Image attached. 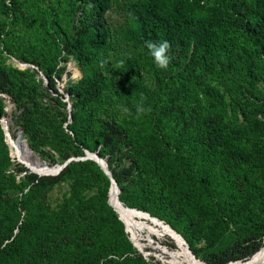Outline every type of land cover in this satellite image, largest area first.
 <instances>
[{"label":"trees","instance_id":"16d2710c","mask_svg":"<svg viewBox=\"0 0 264 264\" xmlns=\"http://www.w3.org/2000/svg\"><path fill=\"white\" fill-rule=\"evenodd\" d=\"M112 3L113 0H54L47 16L59 24L54 29L57 34L49 35L45 25L38 39L41 43L54 44L56 56L63 53V60L64 55L72 56L81 72L80 77L66 87L73 108L69 125L73 136H66L72 139L73 154L82 155L85 149L96 151L100 144L96 153L107 160L121 188L119 201L126 208L141 210L137 211L139 213L145 211L165 221L182 235L194 256L197 254L190 238L183 233V226L166 219L153 206L149 208L142 199L166 203L164 208L180 201L177 206L189 222L209 216L226 225L238 221V229L244 230L241 237L228 249L210 253L206 264L250 259L264 247L261 241L264 225L252 215L254 207L264 208V166L256 162L257 158H264V150H256L259 143L264 142L261 139L264 127L258 128L249 116L257 112L264 114V0L130 1L124 13L125 23L118 32L134 50L133 55H125L114 63L108 56L112 49L111 28L105 17ZM20 4L21 0H0V15L5 17L0 19V43L17 59L39 65L48 79V88L56 90L52 72L59 74L63 69L58 67L56 57L51 54L39 60L33 59L32 54L22 57L4 37L6 19L25 18L17 13ZM42 10V13L48 12L46 8ZM61 20L67 29H62ZM162 41L170 44L168 55L171 59L167 69L157 67L146 46L147 42L159 44ZM141 69L152 74L156 89L149 91L138 84ZM18 74L17 69L5 63L0 51V92L21 106L15 98L22 91ZM133 83L137 85L131 86ZM213 83L222 84L231 91V97L224 98ZM129 87L130 98H137L147 111L144 117H118L115 113L109 114L108 109L105 116H101L99 109L104 102L131 106L130 98L122 95ZM243 87L246 93L241 91ZM4 108L0 97V118L5 113ZM23 110L22 115H26L28 108L23 107ZM113 110L117 107H112ZM157 110L158 118L155 117ZM238 110L243 112L241 118L236 114ZM17 116L20 119V115ZM65 120L63 116L61 121ZM145 124L150 127L147 133L138 129ZM24 127L26 133V125ZM4 134L0 124V180L10 164ZM86 135L90 140L85 139ZM28 144L34 151V144L31 141ZM125 146L129 148L125 150ZM70 155L62 150V163L70 159ZM126 156L131 162L122 165ZM198 159V168L192 170L191 162ZM88 165L94 166L104 182L105 200L101 204L106 211L104 216L86 224L82 221L77 226L75 208L85 203L94 205V201L83 198L73 202L66 198L70 204H63L53 219L27 215L20 220V205L29 214L32 200L41 190L71 178L77 179L74 169ZM256 169L260 170L262 181L254 178ZM21 170L25 174L20 177V183H16L13 175L9 181L15 188L22 183L28 191L21 197L13 195L14 192L6 197L0 195V264H36L31 252L36 248L37 238H42L44 244L56 240L55 249L48 252L43 249L49 260L60 256L68 264H97L100 260H103L101 264H122L127 260L148 264L133 247L123 222L106 201L110 179L95 161L71 159L57 176H39L25 167ZM192 174L195 175L194 184L186 185L184 192L194 195L183 206V199L176 190ZM207 198L215 200L213 211H199L197 206L205 205ZM250 198L252 204L248 203ZM174 244V248L178 247Z\"/></svg>","mask_w":264,"mask_h":264},{"label":"rangeland","instance_id":"374dc122","mask_svg":"<svg viewBox=\"0 0 264 264\" xmlns=\"http://www.w3.org/2000/svg\"><path fill=\"white\" fill-rule=\"evenodd\" d=\"M53 1L54 0H21V4L18 8L17 13L25 15V18L15 17L13 19H6V35H4V37L8 38V41H10L9 46L13 50H17V52L21 54L22 57H29V54H32L33 59L36 58L37 60H39L41 56L44 57V59H47L49 54H51V56L53 57H56V59L58 60V67L63 68L62 70H60L59 74H57L55 71L52 72L56 90L48 88V79L45 76L41 77L43 76V70L39 65H33L29 62L23 61L22 59H17L16 56L11 53L10 49L8 50L5 46H3L2 43H0V51L3 57H5V63L8 65H12L19 71L18 85L20 86V88H22L21 93L15 96V98L19 99L18 103L21 102V106H18L13 100H11V97L9 95L0 92V97L3 99V102L5 104V113L3 116L4 118L8 117L6 115L10 116V119L8 117L9 132L14 138L19 133V130H21L22 132H20V134H23V138L26 140L27 144L29 143V141L34 144L35 153L31 150L34 153V156L36 157L37 154L40 159L46 161L49 166H55L56 164H61L63 162L60 158L62 150H67V152H70L71 155L69 158H73V160H85L82 159L84 157V153L82 155L73 154L74 146L71 145L72 139H69L66 136V134L71 135V137L73 136V133L69 128V125L72 122V99H70L66 87L72 81L79 78L81 72L75 65V61L72 56L64 55L65 60H63V53L61 56H56V52L53 49L54 44L52 46L46 41H44L43 43L38 41L44 31L45 25L47 26V33H49V35H54L55 33L57 34L54 29L59 26V24L55 23L51 16H47V14L52 10ZM130 1L133 0H113L111 8L107 13H105L106 20L111 28L112 42V49L109 51L108 56L113 63L119 61L125 55H133L134 50L128 43L124 42L122 38H120V33L118 32L119 27L124 25L125 23L124 13H126V7ZM42 8L48 9V12L42 13ZM0 19H5V17L3 15H0ZM64 24L65 22L61 20L60 25L62 29H67ZM140 71L141 78L138 84L144 86L149 91L156 89V83L154 78L152 77V74L147 69H141ZM132 85H137V83H133L131 84V86ZM213 85H215L216 89L222 93L224 98L229 99L231 97V91L225 89L222 84L213 83ZM258 85L261 87L260 83H258ZM130 87L124 89V92L122 93V95L126 99L132 96V93L127 92ZM244 90L247 91L245 87H243L241 91L245 92ZM164 93H167V90H164ZM167 95L168 94L164 95V98L167 97ZM248 95L249 93H247V96ZM56 99H59L62 103H64V105L58 104ZM128 102L131 106L118 105L116 102H112L110 105L104 102L102 107L99 109L101 116H105L106 109H108L109 114L115 113L118 117L126 118L130 115L135 117H139L141 115L142 117H144V115L147 113L145 108L139 104L137 98H135V100L133 98H130ZM258 103H260V101H258ZM23 107H26V109L28 108V112L26 115H22L24 111ZM112 107H117V110L111 111ZM132 107H134L137 111L133 110ZM139 108H143V111H138ZM158 111L159 110L155 112L156 118L159 117ZM236 114L239 118H241L243 112L241 110H238ZM17 115H20V119H17ZM63 116L66 117V120L64 122L61 121ZM249 116H251L252 118V123L258 128L260 127V125L264 127L263 113L257 112L255 115L251 113ZM2 122L4 123L5 120ZM137 124H140V120L137 122ZM24 125H26L27 128L26 133L23 132V130L25 129ZM133 129H135V126H133ZM138 129H140L143 133H147L150 127L146 126L145 124L138 127ZM262 131L264 130H261V132ZM181 135L183 136L182 133ZM85 137V139L90 140L88 139V135H86ZM261 139H264V134L261 136ZM3 142L6 144L7 152L10 158V164L5 168L6 174L0 180V195L1 197H6V195L14 192L13 195H18L19 197H21L22 194L28 191V187L22 186L21 183L19 187L15 188L14 184L9 181L10 176L13 175L15 177L16 183H20V177L25 174V172L21 170L22 167H25L28 172H32L34 170L28 168L23 161H20L13 155L6 134ZM259 145L264 147V142L261 141ZM260 146L256 149L259 152L264 150V148L261 149ZM99 147L100 144L97 146L96 151H88L97 152ZM128 148L129 147L126 146L124 147L125 150H127ZM194 155L197 156V154ZM130 162L131 159L129 158V156H126L122 165H128ZM256 162L257 164H261L262 166H264V158L262 159L261 157L260 160H258L257 158ZM198 164L199 159L196 161H192L190 165L192 167L191 169L193 170L198 168ZM142 165L143 163L141 162V166ZM114 166L116 169L119 168V166L116 165L115 161ZM74 173L78 175L79 179L71 178L67 181L58 182L47 189L41 190L40 193L35 195L34 199L32 200V205H30L32 210L29 214L27 213V210H25V208L20 205L18 208L21 213L20 220L24 219L27 215L42 219H44L46 216H49L53 219V217L60 210L63 204H70V202H66V198L73 199V202L84 199H92V201H94V205H88L85 203V206H80L78 209L75 208L77 214L74 219L75 221H78L77 226L82 221H84V223L86 224L88 222H94L99 217L101 218L102 216H104L106 214V211L105 209L101 208V204L104 202L103 200H105V198L103 197L104 182L100 179V176L97 175L94 166H77L74 169ZM58 174L51 176H57ZM181 175V177H183V174ZM194 176L195 175L192 174L191 176H189L188 181L184 180L183 184H180L177 187L176 194H178L183 199V206H186V201H189V198L194 195L193 192H184L186 185L194 184L192 183L193 179L195 178ZM254 178L256 180L262 181L259 169H256V171L254 172ZM106 198V200H108V192ZM145 200V198L142 199V202H145V204L149 208L153 206L161 214H163L166 219L174 220L175 222L180 223L183 226V233H185L190 238L192 247L197 254L195 257L198 260L203 261L205 264L207 263L206 258L210 256V253L222 252L226 247L228 249L229 247H231L232 243H234L235 239L241 237L244 231L242 228V232H240V229H238L240 226V224L237 223L238 221L230 222L228 225H226L222 222L216 221V218H213V216H209L207 219L201 218L200 220L198 219L194 222H189L185 215L181 214V209L177 206V204H181L179 203L180 201L176 202L175 204H170L164 208L163 206H165L166 203L158 204L152 201V199L151 201ZM213 201L215 200L212 198H207V200L205 201L206 204L200 206L198 205L197 209L199 211L206 209L213 211ZM252 201L253 199L250 198L248 203L252 204ZM130 209L135 212L141 211L132 208ZM142 214L144 216V220L147 223L152 225L155 224L159 230L164 231V226L167 224L165 223V221L162 220V222L159 220H154L152 218H149L145 213ZM212 214H214V212H212ZM252 215L255 221L257 220L264 225V208L258 206L257 208L254 207ZM75 225V223L72 224V227H74ZM45 231H48V229L45 228ZM125 232L133 247H135V249L140 253L146 263L175 264L169 262L170 260L168 258V252L176 250L178 248H174L175 240L171 235L165 233L164 235L148 236L144 232L139 231L137 234V241L142 245L139 246L132 239V235L129 233L128 229ZM37 239L38 240L35 243L36 248L31 252V254H34L36 258V264H68L67 261H63L60 256H55L54 259L49 260L48 256L44 253V248L47 252L55 249L54 245L56 244V240L54 243L49 241L44 244L42 242L44 241L42 240V238ZM261 241H264V236L261 237ZM57 243H60V240H58ZM30 245H32V243ZM45 245L49 246L45 247ZM30 261H32L31 258L29 259V262ZM101 261L103 260L98 261L97 264H101ZM127 261L123 262L122 264H134L132 263L133 260Z\"/></svg>","mask_w":264,"mask_h":264},{"label":"bare ground","instance_id":"6f19581e","mask_svg":"<svg viewBox=\"0 0 264 264\" xmlns=\"http://www.w3.org/2000/svg\"><path fill=\"white\" fill-rule=\"evenodd\" d=\"M5 128V134L7 136L8 143L10 145V149L15 157H17L20 161H23L25 165L34 170L33 172H41V171H48V165L40 163V160L34 156V153L28 147L26 140L23 138V135L20 132L17 134L16 137H12L9 132V122L8 117L2 118V121ZM101 163V162H100ZM102 165V163H101ZM117 190L114 186L110 188L109 191V200L112 207L117 212L118 216L122 219L123 223L126 225L129 233L132 235V239L139 245L142 246L137 241V234L139 231L144 232L146 235H164L169 234L171 235L175 242L178 245L176 250L168 252L169 262L175 264H205L203 261L198 260L194 255H192V251L189 252L188 248L186 247V243L182 239V235H178L179 233L175 231L169 224L164 226V231L159 230L156 225H152L147 223L144 220V216L142 213L135 212L130 208H126L120 201L118 197ZM149 218L154 220H159L157 217L151 216L149 213L144 212ZM142 214V215H141ZM153 220V221H154ZM155 222V221H154ZM163 222V221H162ZM172 228L174 231H172ZM178 233V234H177ZM190 249V248H189ZM264 262V247L258 250L250 259L246 261H230L225 264H258Z\"/></svg>","mask_w":264,"mask_h":264},{"label":"water","instance_id":"95a60500","mask_svg":"<svg viewBox=\"0 0 264 264\" xmlns=\"http://www.w3.org/2000/svg\"><path fill=\"white\" fill-rule=\"evenodd\" d=\"M41 76V75H40ZM42 77H44V76H42ZM2 118L3 117H1L0 118V124H1V128L3 129V132H4V128H3V126H2ZM19 132H22L21 130H19ZM4 139H5V134H4ZM6 142V141H5ZM28 147L33 151V149L31 148V146L28 144ZM34 152V151H33ZM35 153V152H34ZM36 157H37V159H39L40 160V163H43V164H46V165H48V163L46 162V161H44V160H41L40 159V157L36 154ZM71 159H73V158H70V159H68V160H66L64 163H62V164H56L55 166H47V168L49 169L48 171H41V172H39V173H37V172H33V173H35V174H37V175H56V174H58L61 170H62V168L71 160ZM82 159H91V160H93V161H95L99 166H100V168L103 170V172L109 177V179H110V187H109V191H110V188L112 187V186H114L115 188H116V190H117V193L119 194L120 193V188L118 187V185H117V183H116V181H115V179L113 178V176H112V174H111V171L109 170V168H108V166H107V160L105 159V158H101V157H99L98 156V154L96 153V152H90V151H88L87 149H85L84 150V157L82 158ZM102 163V165H101V163ZM109 191H108V196H109ZM108 200H109V198H108ZM108 200H106V201H108ZM121 202V201H120ZM108 204L112 207V205H111V203H110V201H108ZM113 208V207H112ZM114 209V208H113ZM115 210V209H114ZM116 212V211H115ZM117 213V212H116ZM119 217V216H118ZM119 219L122 221V219L119 217ZM123 222V221H122ZM124 224V223H123ZM124 226H125V224H124ZM172 231H174L172 228H170ZM125 231H127V228H126V226H125ZM178 234V233H177ZM178 235H180V234H178ZM182 239H183V241L186 243V247L188 248V251L189 252H191V250L189 249V246H188V244H187V242H186V240L182 237ZM192 255H194L193 253H192ZM262 263H264V262H262ZM262 263H258V264H262Z\"/></svg>","mask_w":264,"mask_h":264},{"label":"clouds","instance_id":"9594fccd","mask_svg":"<svg viewBox=\"0 0 264 264\" xmlns=\"http://www.w3.org/2000/svg\"><path fill=\"white\" fill-rule=\"evenodd\" d=\"M147 48L151 51V55L157 67L161 69H167L170 63V56L168 55L170 44L168 41H162L159 44L147 42ZM138 111H143V108H139Z\"/></svg>","mask_w":264,"mask_h":264}]
</instances>
